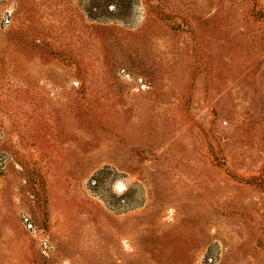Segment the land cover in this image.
Wrapping results in <instances>:
<instances>
[{
    "label": "rangeland",
    "instance_id": "374dc122",
    "mask_svg": "<svg viewBox=\"0 0 264 264\" xmlns=\"http://www.w3.org/2000/svg\"><path fill=\"white\" fill-rule=\"evenodd\" d=\"M0 264H264V0H0Z\"/></svg>",
    "mask_w": 264,
    "mask_h": 264
}]
</instances>
